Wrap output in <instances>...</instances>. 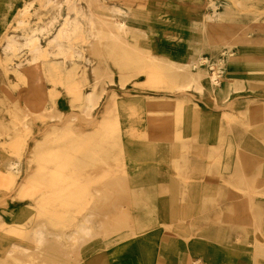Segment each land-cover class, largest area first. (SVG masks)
Segmentation results:
<instances>
[{"label":"rangeland","instance_id":"rangeland-1","mask_svg":"<svg viewBox=\"0 0 264 264\" xmlns=\"http://www.w3.org/2000/svg\"><path fill=\"white\" fill-rule=\"evenodd\" d=\"M183 1L0 0V264H264V0ZM106 118L122 152L70 151L86 198L48 203Z\"/></svg>","mask_w":264,"mask_h":264},{"label":"bare ground","instance_id":"bare-ground-1","mask_svg":"<svg viewBox=\"0 0 264 264\" xmlns=\"http://www.w3.org/2000/svg\"><path fill=\"white\" fill-rule=\"evenodd\" d=\"M210 20H212V17L210 18ZM123 24H124V22L121 23V26H123ZM256 26L257 25H255V27ZM222 63H223V60H222ZM189 66L190 65L188 64V65H184L182 67L188 68ZM189 74H191V73H189ZM214 74L215 75H214L213 82L215 83V85H219L218 75H217V73H214ZM202 77H203V74L201 72H198L196 75L192 74L191 75V80H192L191 83L192 82L196 83V84L200 83ZM215 89H217V88H213L212 90L215 91ZM117 105H118L117 103L114 105L115 110H116ZM178 111L179 112H178V119L177 120H180L183 117L182 109L180 108ZM179 123L180 122H177V124H179ZM120 124H121L120 121L117 119H116V121H114V123H111L106 118L101 123V128L99 129L98 133L97 132L91 133V134L88 133L89 138H90V136H92L91 137L92 139H95V140L98 139L96 141H97V143H99V145L91 144V145L86 146V147L85 146H74L73 147L72 145H70L65 150L56 151V153L60 152L61 156L60 155L57 156L54 152H47V154H49V156L47 159L44 160L45 163L43 162L40 164L38 171L35 174L30 186H33L35 183H39V184H41V186L43 185L44 187H46V189L48 188L50 191V199L47 200L48 203L51 200H53L54 202H58L59 205H57V206H61V207H65V208H68L72 205H79L84 200V198H86L85 196H86L88 189H87V184H84V183L78 181V179H76V177H73V176L67 177L65 175V169H66V166L68 164H70V166L72 165L71 167H73V166L76 167V170H78V169L80 170V166L83 163L82 160H80V158L72 156L70 151L83 154L84 158H86L85 160L87 161L85 163H87V164L90 163L91 165H95L96 163L103 161L105 159L104 156L109 153L108 152L109 149L106 147V144H108V142H109V140H107V137L109 136V134L108 133L106 134L105 131L108 132L111 128H114L115 132H113V133L116 134V138H117V141L115 142V147H117L119 149V153L122 152L123 146H122V143L120 140L121 139V131H120L121 126H120ZM102 129L104 130V132ZM149 129L150 130H152V129L157 130L154 122L150 123ZM180 135L181 134L178 133V136H180ZM83 138H84V136H83ZM178 138H177V140H178ZM179 139L182 140L181 136ZM82 141H83V139H82ZM95 155H98L99 157L94 158ZM70 160H72V161H70ZM49 165H55V169L49 170L48 169ZM79 170L75 171L74 174H77L76 172H79ZM10 180L12 182L14 180V178H10ZM91 183H90V185H92ZM28 190H29V188L26 190V192ZM47 212H50V213L53 212V213H51L53 215V217L54 216L55 217L60 216L58 214V212H59L58 210L47 211ZM82 233H81L82 235H80V238L92 236V232L89 229H85ZM14 247L17 248V244H15ZM196 262H198V261L196 260ZM190 263H191V261H190Z\"/></svg>","mask_w":264,"mask_h":264},{"label":"crops","instance_id":"crops-1","mask_svg":"<svg viewBox=\"0 0 264 264\" xmlns=\"http://www.w3.org/2000/svg\"><path fill=\"white\" fill-rule=\"evenodd\" d=\"M149 8L151 10L170 11L177 13V11H186L185 2L183 0H148ZM174 3V4H173ZM178 9V10H177ZM169 57V53H163Z\"/></svg>","mask_w":264,"mask_h":264}]
</instances>
